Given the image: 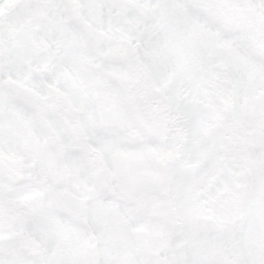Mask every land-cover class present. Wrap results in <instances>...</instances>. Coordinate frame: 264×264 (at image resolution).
<instances>
[{
  "label": "snow or ice",
  "instance_id": "6c2138e0",
  "mask_svg": "<svg viewBox=\"0 0 264 264\" xmlns=\"http://www.w3.org/2000/svg\"><path fill=\"white\" fill-rule=\"evenodd\" d=\"M0 264H264V0H0Z\"/></svg>",
  "mask_w": 264,
  "mask_h": 264
}]
</instances>
